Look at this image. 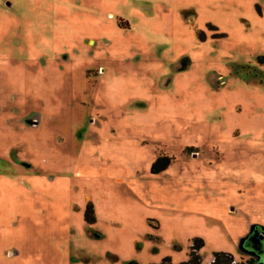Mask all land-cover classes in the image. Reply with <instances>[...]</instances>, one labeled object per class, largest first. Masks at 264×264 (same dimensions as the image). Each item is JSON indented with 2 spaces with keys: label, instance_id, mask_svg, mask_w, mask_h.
Instances as JSON below:
<instances>
[{
  "label": "rangeland",
  "instance_id": "obj_1",
  "mask_svg": "<svg viewBox=\"0 0 264 264\" xmlns=\"http://www.w3.org/2000/svg\"><path fill=\"white\" fill-rule=\"evenodd\" d=\"M261 227L264 0H0V264L264 260Z\"/></svg>",
  "mask_w": 264,
  "mask_h": 264
},
{
  "label": "trees",
  "instance_id": "obj_2",
  "mask_svg": "<svg viewBox=\"0 0 264 264\" xmlns=\"http://www.w3.org/2000/svg\"><path fill=\"white\" fill-rule=\"evenodd\" d=\"M169 164V158L168 157H159L151 167V170L156 172L164 167H166ZM261 231H264V228H260ZM203 241L199 238L194 239V244L192 246V251L189 254V259L185 261L182 264H199L200 263V257L197 253H195L193 250H197L200 246H202ZM214 258L212 259L211 263L209 264H235L233 257L230 254H226L223 252L214 253ZM164 262H168L170 264V261L168 258H164L162 262L158 264H163ZM237 264H254V261L252 259H247L246 261L237 262Z\"/></svg>",
  "mask_w": 264,
  "mask_h": 264
},
{
  "label": "crops",
  "instance_id": "obj_3",
  "mask_svg": "<svg viewBox=\"0 0 264 264\" xmlns=\"http://www.w3.org/2000/svg\"><path fill=\"white\" fill-rule=\"evenodd\" d=\"M261 228H264V227H261ZM258 234V235H257ZM257 234H255V236H253V240H254V238L256 239V240H260V241H264V236H263V238L262 239H259L258 238V236L260 235V234H263L264 235V231H261V230H258V233ZM246 251H248L249 252V255H248V257H247V259H252V261H256V258L258 259V260H261V258L258 256V254L256 253V251H254V250H249V249H245ZM246 259V260H247ZM263 260V259H262ZM264 261V260H263ZM244 262V261H243Z\"/></svg>",
  "mask_w": 264,
  "mask_h": 264
},
{
  "label": "water",
  "instance_id": "obj_4",
  "mask_svg": "<svg viewBox=\"0 0 264 264\" xmlns=\"http://www.w3.org/2000/svg\"><path fill=\"white\" fill-rule=\"evenodd\" d=\"M263 234H260L259 236H258V238L259 239H262L263 238ZM254 264H264V261L263 260H258L257 258H256V261L254 262Z\"/></svg>",
  "mask_w": 264,
  "mask_h": 264
},
{
  "label": "built area",
  "instance_id": "obj_5",
  "mask_svg": "<svg viewBox=\"0 0 264 264\" xmlns=\"http://www.w3.org/2000/svg\"><path fill=\"white\" fill-rule=\"evenodd\" d=\"M233 263H235V264H237V262L234 260V262Z\"/></svg>",
  "mask_w": 264,
  "mask_h": 264
},
{
  "label": "flooded vegetation",
  "instance_id": "obj_6",
  "mask_svg": "<svg viewBox=\"0 0 264 264\" xmlns=\"http://www.w3.org/2000/svg\"><path fill=\"white\" fill-rule=\"evenodd\" d=\"M254 240H256V239L254 238Z\"/></svg>",
  "mask_w": 264,
  "mask_h": 264
}]
</instances>
